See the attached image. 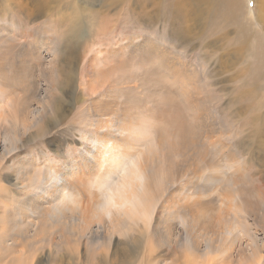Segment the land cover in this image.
Masks as SVG:
<instances>
[{
    "label": "rangeland",
    "instance_id": "374dc122",
    "mask_svg": "<svg viewBox=\"0 0 264 264\" xmlns=\"http://www.w3.org/2000/svg\"><path fill=\"white\" fill-rule=\"evenodd\" d=\"M145 1L0 0V96L7 105L5 117L14 123H11L9 129H5V123V127L0 125V134H2L0 136V236L10 238L8 244H0V264H17L15 260H12L13 257H24V254L26 264H100L99 259L104 255V253L101 255V251L104 250L103 246L88 242L87 237L78 240V238H72L71 235H62L61 228L67 229V227L60 223L70 222V219L66 218L68 211L63 210L64 219L53 214L48 217L45 216L47 212L44 210L38 213L34 201L30 199L40 195L43 189L48 184L50 185V183H44L47 178L46 160H50L51 164L55 166L54 168L56 166L68 168L74 159L71 153L73 150H78L79 153L89 150V143L82 138V132H85V138L89 137L86 133V126L89 123L84 122L80 126L79 122L82 120L79 119L82 118L78 120H74V118L84 105H88L89 100L98 97V92H101L102 88L108 87L107 82L112 81L115 76L109 74L110 76L99 77L98 85L95 84L91 90H88L87 83L91 79L94 80V74L98 70L102 74L105 71L109 72V68L117 65L118 62H127V56H125L127 54L115 57L117 58L115 63L108 62L104 58L106 53L110 50L122 49L123 45H127L125 43L131 38L136 41L146 37V39H151L150 41L154 45L162 44L163 50L180 57L193 72L192 79L194 81H191L192 84L188 86H185L181 81L177 82L178 85L173 84L176 77L172 74L173 80L168 76V72L162 70L163 73L158 76L163 81L162 87L169 83L167 86L174 85V88L176 85L174 89L177 90L176 94H173L174 99L167 102L165 94L160 95L161 91L156 92L161 88L155 84L159 66L149 64L150 62H146V60L140 66L137 65V61H143L142 56L138 55L135 63L115 74L116 77L121 76V81L124 83V92L120 99L127 101L125 94L131 96L132 93H135L136 100L142 98L140 103L143 102L145 108L150 107L155 112L154 114L147 112L144 108L145 112L140 113L138 121L139 128L138 125L131 127L135 126L137 132H145L147 140L152 143L151 153L154 157L161 156L162 150L155 141V129L162 127L163 130L171 133L167 146L173 147L176 143L186 142L187 139L180 137V140L177 139L180 127L176 131L172 124L186 126L182 125V122H187L188 114L197 113L194 126L198 147L195 151L163 162L164 171L161 175H171L172 170H169L172 165L178 166L182 173H187L192 169V176H196V180L191 185L192 180H190L187 185H190L191 189L193 188L189 190V193L197 195V200L193 201L198 203V213L192 220L191 212H184V205L188 201L182 200L180 202L181 210L179 209L177 217L166 218L164 224L157 218L152 220L150 227L156 226V228L154 227L153 232L151 230L149 233V240L158 241L154 231L158 230L160 233L161 247H156L155 252L157 260L166 264L264 263V84H259L258 89L253 92V88L250 86L252 80H249V83L243 88L242 94L247 96L251 93V97L245 101H239L237 95L223 97L225 93L220 92V84H211L224 78H231L237 70V74L242 77L244 67L252 65L255 60L247 56L249 53L245 49L237 53L236 49L240 44L239 40H241L238 35L240 29L238 27V30L237 26H228L227 23H207L205 26L208 28V33L204 38L199 39V42L198 39H196L197 41L194 39L195 41L189 46L183 45L182 41H177V45L182 48L178 49L176 44H170L166 36L167 32L170 35L171 30L169 25H163V20L169 21V16L165 12H161L163 19L156 23L154 30H151L150 26L148 28L145 25L141 26L125 15L126 19L123 15L113 17L117 12L133 10V7L137 8L135 7L137 3L147 9L152 8V10L155 8L154 2L155 4L160 3V0L158 2L157 0ZM240 6L238 14L240 10L242 14H239V17L248 24L247 13L249 11L255 20L251 21V27L261 34L260 39L261 37L264 39V0H242ZM40 8H44L45 12L42 18L37 14ZM139 9L142 10L140 7ZM225 28L228 32L226 37L235 40L230 42L224 40V50H216L214 47H218L222 43L217 42L219 34H224L223 29ZM232 29L236 30L238 34ZM158 32L162 35L160 37L157 35V38L153 33ZM195 32L198 30L195 29ZM212 33L213 36H211ZM183 37L186 38L184 35ZM42 42L45 43V47L47 44V48H50L49 53L40 49L43 45ZM135 43L138 45L137 42L133 44L135 45ZM212 44L216 46H212ZM262 48L264 49V40ZM258 49L257 47L255 52ZM71 63L75 64L76 68L72 74L77 83L76 90L73 85L65 83L66 79L62 72L69 65L73 67ZM255 63L257 64V61ZM12 64L18 65L21 72L13 69ZM220 67L227 70L223 71L222 75L219 72ZM205 74H208L211 80L207 81ZM128 78L129 81L126 82ZM147 80L154 81V89L146 82ZM100 84L104 86H100ZM154 84L159 89H155ZM134 86L137 88L133 90ZM189 86L194 89L192 90ZM229 86L232 87L230 92H234L232 90H235V84H229ZM24 89H30V91ZM50 89L51 97L47 94ZM187 96L188 98H185ZM47 97L62 107L69 106L70 113L65 122L58 128L52 129L54 126L52 122L56 121V117L50 108L41 113L38 120L32 122L35 130H30L26 135H22L20 129L15 130V126H18L24 118L25 108L23 111L22 105L27 103L26 100L31 101L32 109H35L38 103L42 104V100L48 104ZM189 106H194V112L188 111ZM163 108L169 111V124L161 123L156 119L157 115H161ZM72 126L76 128L80 126V128L75 129ZM10 132H13L14 135L12 138H6L7 144L4 142V136ZM182 148L184 150V146ZM162 149L167 152V148ZM57 151H60L63 156L61 159H56ZM7 153L10 154L7 155ZM3 157L5 158L3 159ZM146 157L148 156L146 155ZM19 159L23 160L22 164L14 165ZM27 160L34 162L36 160V162L32 168L24 170V167L29 166ZM149 160L151 161L150 156ZM17 167L19 172L27 171L25 173L29 174V179H31L29 183L33 185V193H21L20 186L17 184L19 173L15 169ZM84 181L77 185V189L85 191L84 195L72 196L65 191L58 200H63L67 193L72 196L69 203L84 201L85 204H78L81 207L91 208L89 204L93 202L96 206L101 201L102 190L91 189L90 185L88 190L84 186ZM190 201L192 202V200ZM73 205L68 204L67 207ZM157 216H160V213ZM40 217L41 219L38 220ZM198 219H204V223L200 224V228H198V234L202 238L204 237L203 242L206 241V237L207 240H212L213 249H215L212 255L209 254L206 257L189 247L186 244V235H184V230L189 233L193 230L194 223ZM182 221L185 222V226ZM170 227H174L172 233L178 235V239L181 238L180 245L168 244L167 229ZM74 228L77 227L74 226ZM233 229L234 231L236 229L233 233L234 236H226V233L232 232ZM39 231L45 232L44 237L47 239L41 242L42 248L37 250L35 248L38 247V244L35 245L33 237ZM119 240V237L115 236L110 246L111 249L105 251H108L110 259L113 254L117 252L118 255L120 254L113 264H139L135 262L137 256H134L135 258L131 261L128 260L127 251L130 250L124 251V254L121 255V250L118 249ZM58 245H62V247L59 249ZM78 245L80 252L76 249ZM199 248H204V243H200ZM220 250L227 253L223 255ZM49 252L52 255L49 256ZM108 253L105 254L108 255ZM132 253L135 254V251ZM100 261H103V258Z\"/></svg>",
    "mask_w": 264,
    "mask_h": 264
},
{
    "label": "bare ground",
    "instance_id": "6f19581e",
    "mask_svg": "<svg viewBox=\"0 0 264 264\" xmlns=\"http://www.w3.org/2000/svg\"><path fill=\"white\" fill-rule=\"evenodd\" d=\"M159 2L160 3L158 4L152 2L155 5L154 10H152V8L147 9L143 5H138L137 3L135 4V7L137 8L133 7V10H126L127 12H117L115 13L116 15H113V17L125 15L126 17L133 19L135 20V22L141 24V26L144 27L145 25L147 26V28L150 26V29L154 30V26L156 25V23L160 22L163 19L161 12H165L169 16V21L164 18L165 20H163V25L170 26V35L169 32H167L166 36L171 45H177V41H182L183 45L186 44L185 46L192 45V42L196 39H198L199 42V39L201 40V38H204V36H206L208 33V28L205 26V24L207 23H227L228 26H237V29L238 27L240 29L239 34L238 32H236V30L232 29L241 37V40H239L240 44L236 49L237 53L243 51L244 49L247 50V52L249 53V55L247 56L254 59L255 62L257 61V64L254 62L252 63V65L249 64L244 67V75L242 77L237 74V70L235 75H233L231 78H224L217 83L211 84H220V92L225 93L223 97L237 95V99L239 101H245L251 97V93L247 94V96H244L245 94H242L243 88L249 83V80H252V84H250V86H252L253 92L258 89L259 84H264V49L262 48V42L264 39H262V37L260 39L261 34L254 31V29L251 27V21L254 20V16L250 15L249 11L247 13L248 24L244 23L239 17V14H242L241 10L238 14L242 0L241 2L240 0H160ZM7 7L9 8V6ZM139 7L142 8V10H140ZM38 11L37 14L40 18H42L45 15L44 8H40V10ZM125 16L124 18L126 19ZM226 28L223 29L224 34H219V40H217V42L222 43L218 45V47H214L216 50H224V40H227L229 42L235 40H230L229 37H226L228 34ZM195 29H197L198 32H195ZM153 34H155L156 37L157 35L158 37L162 35L159 32ZM183 35L186 36V38H184ZM211 36H213V33ZM235 36L237 37V35ZM146 38H143L142 40L139 39L136 41L134 38H131L125 43L127 45H123L124 47L122 49H117L118 51L110 50L106 53V56H104V58H106L105 60L108 62L113 61L115 63L117 59L115 57H117L118 55L123 56L125 54H127L125 55L127 56V62H118V64L116 63L117 65L111 66L109 68V72L105 71L102 74L100 73L101 71L98 70L94 74V80L91 79L87 83L88 90H91L95 84L98 85L99 77L108 76L109 74L115 76V78H112V81L107 82L108 87H106V89L102 88L101 92H98V97L89 100L88 105H84L81 111L76 113L77 116L74 118V120L82 118L79 119L82 120L81 122H79L80 126L83 125L84 122L89 123L86 126V133L89 135V137L85 138V132H82L83 140L89 143V150H83V153H79L78 150H73L71 153L74 159L71 166L68 168L64 166H60V168L56 166V168H54L55 166L51 164V161L46 160L45 169L47 170V178L44 183H50V185L48 184L40 193V195L33 199H30L31 201H34V205H36V207L34 206L36 211L39 213L44 210L47 212L45 216L48 217L50 216V214H53L64 219L63 210L68 211L66 218L70 219V222L60 223V225L67 227V229L61 228L62 235H71L72 238H78V240H81L83 238L85 239L87 237L88 242L94 245L99 244L103 246L104 250L101 251V255H103V253L104 255L102 256L103 261H100L102 260V258L99 257L100 264H113V261L116 260L117 256L120 255H118L117 252L113 254L112 258L110 259L108 251L105 252L106 250L111 249L110 246L112 245V241L115 236H118L120 239L118 243V249L121 250V255L124 254V251L130 250L127 251L128 260L131 261L137 256V260L135 262L139 264L145 262L146 260L148 261L143 264H166L163 261H158L155 253L156 247H161V242L159 241L160 233L158 232V230L154 231L156 240L158 241L154 242L153 240H149L148 238V235L151 230L153 232V228H156V226L150 227L152 220L157 218L162 224H164L166 218L173 219L177 217L178 211L181 210L180 202L182 200L186 202L188 201L187 204H183L185 206V211H183L185 213L186 211L191 212L192 217L190 215L189 216L192 220L198 213V203L196 201H193L194 199L197 200V195H191L189 193V190L191 189L190 185L193 181L196 180V176H192V169L187 171V173H182V170H180L178 166L172 165L169 170H172L171 175H161L164 171L163 162H165L167 159L179 157L181 154L185 155L190 151H195L198 147V142L196 141L197 134L195 132L194 126V121L196 119L197 113L193 115L188 114L187 122H182V125L186 126H178L172 124V127L175 128L176 131L180 127V132L178 133L179 135H177V139H179V137L181 139H187L186 142L176 143V145L173 147L167 146V143L170 140L171 133H168L166 130H163L164 128L162 127V129H155V141L162 150V155L154 157L151 153L152 150H150L152 148V143L147 140L145 132H137L135 127L136 125H138L139 128L138 121L140 120V113L144 111L145 108V104L143 102L140 103L142 98L140 97L141 99L136 100V95H134L135 93L133 94L132 92H130L132 93L131 96L129 94H125V97L127 95V97L125 98L127 99V101H123L120 99L122 92H124V83L121 81L122 77H116L115 74L119 73L121 70H124L125 68H128L133 63H135V61L138 59V55L142 56L141 58H143V61H137V65L140 66L143 62H145L144 60H146V62H150L149 64L159 66L156 74L155 84L157 86H160L161 88L159 89L155 84L154 85L156 86L155 89H159L156 92L161 91V94L159 93L160 95H166L165 100L167 102H170L174 99L173 94H176L177 90L174 89L176 85L174 88V85L167 86V84L169 83H164L165 85L162 87L163 81L162 79L158 78L159 74L163 73L162 70L168 72V76H170L172 79L173 76L176 77L175 80L173 79L175 81V83L173 84L178 85L177 82L181 81L183 84H185V86H188L192 84L191 81H194L192 79L193 72L190 70L189 67H187L183 63L180 57H176L174 54L163 50L161 47L162 44L160 46H156L151 43V39L149 40ZM134 42H137L138 45H136V43L134 45ZM42 44V48L40 49H42L43 51L46 50V52L49 53L50 48H47V44L46 47L44 42H42ZM212 46L216 45L212 44ZM176 47L178 49H182L178 45ZM257 47L259 49L257 52H255V49ZM36 49L38 50V46ZM249 57L248 59H250ZM94 62H96L95 59ZM71 64L73 65V67L69 65L67 69L62 72L66 79L65 83L73 85L74 89L76 90L77 83L74 79V76L72 75L76 71V68L74 67L75 64ZM145 64L147 65V63ZM12 68L18 71L19 73L21 72V70H19L21 68H19L18 65L15 66V64H12ZM223 71L227 70H225L224 67H220V75L223 74ZM205 75L207 81L211 80V77H209L208 74ZM130 78L132 79V76ZM153 80L155 81V79ZM153 80H147L146 82H148V84L153 87ZM128 81L129 78L126 80V82ZM229 84H235V90H232L235 93L230 92L232 87H230ZM102 85L103 84H100V86ZM136 88L137 86H134V88L132 89L134 90ZM191 89L193 90L194 88L192 87ZM24 90L27 91L28 89ZM29 91L30 89L28 90V92ZM49 92H51V89L47 93L49 97H51ZM154 95L155 94L153 93V96ZM49 97H47L48 104H45V102L42 100V104L38 103V106L35 109H32V102L26 100L27 103L22 105L23 111L25 108V111L23 112L24 118L20 121V124L18 126H15V130L20 129L23 133L22 135H26L27 132H29L30 130H35L32 122L38 120L39 115L50 108H52V113L56 117V121L52 122L54 124L52 129L58 128L59 125H62L67 119L68 114L70 113V108L69 106L62 107L59 104H55ZM185 98H188V96ZM136 104H138L139 106ZM6 106V103L0 96V125H3V127H5L4 125L6 124L5 129H9V127L14 123L11 122V119L5 117V115H7ZM193 107L189 106L187 108L190 113L195 110L193 109ZM145 110H147V112L149 111L150 113L152 112L153 114L155 112L152 111L150 107L145 108ZM169 115V111L166 108H163L161 110V115H157L156 119L159 120L161 123L169 124ZM133 125H135L134 128L131 127ZM80 126H78V128H76L75 126L72 127H75V129H79ZM1 135L2 134H0V136ZM13 135V132L7 133L4 136V142L8 144L6 138H12ZM33 136L35 137V135H32V137ZM182 146H184L185 151L183 150ZM162 148H167V152L163 151ZM11 149H13V147H11ZM9 154L10 153H7V155ZM57 154L58 155H56V159H61L63 157L60 154V151H57ZM146 155L148 157H146ZM149 156L151 158V161L149 160ZM4 158L5 157H3V159ZM22 161V159H19V161L17 160V163H15L14 165H18ZM26 162H29V166L24 167V170H27V168H32L36 160L35 162L33 160H27ZM15 169H17V171L19 172L18 167ZM25 172L27 171H20L18 173V183H16L20 186L19 189L21 190V193H33V185L29 183L31 182V179H29L30 176L28 173ZM190 180H192L190 182V185H187ZM83 181L84 186L88 190L89 185L91 189L102 190L101 201L96 206H94L93 202L89 204L91 208H85V206L81 207L79 205L85 204L84 201H75L76 203H69L72 200V196L80 197V195L85 194V191L81 190L80 188L77 189V185L82 184ZM65 191H67L72 196H69L67 193H65L66 197L63 198V200H58ZM190 200H192V202ZM87 202L89 203V201ZM68 204L74 205L71 207H67ZM158 213H160V216H157ZM40 219L41 217L38 218V220ZM56 220L57 219L55 218V221ZM182 222L183 226H185V222ZM202 223H204V219H198L194 223L193 230L190 233L187 230H184V235H186L187 238L186 244L192 249H194L195 252L202 254V256L205 255L206 257L209 254L212 255L213 250L215 249H213L214 245L212 240H207L206 237V241L203 242L205 240L204 237L202 238V236L198 234V228H200L199 226ZM94 224L97 225L94 226ZM74 226L77 228H74ZM157 229L159 228L157 227ZM173 229L174 227H170L167 229V241H169L168 244L180 245L182 243L181 238L178 239L179 236H176L172 233V231H174ZM235 231L233 229L232 232L226 233V236H234L233 233ZM4 233L7 235L6 232ZM44 235L45 232L39 231L33 237V239L35 240V245L38 244V247H36L35 249L38 250L42 248L41 242L44 239H47L44 237ZM9 239L10 238L0 236V244H8ZM200 243H204V248H199ZM60 247H62V245H58L59 249ZM79 248L80 247L78 245L76 249L79 251ZM131 251H135V254H133ZM220 251L223 252V255L227 253L222 250ZM105 253H108V255H106ZM50 255H52L51 252H49V256ZM79 257L80 256H78V258ZM214 259L216 260V258ZM12 260H15L17 264H26L25 254L24 257H13ZM258 264L264 263L259 262Z\"/></svg>",
    "mask_w": 264,
    "mask_h": 264
}]
</instances>
